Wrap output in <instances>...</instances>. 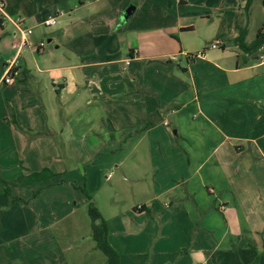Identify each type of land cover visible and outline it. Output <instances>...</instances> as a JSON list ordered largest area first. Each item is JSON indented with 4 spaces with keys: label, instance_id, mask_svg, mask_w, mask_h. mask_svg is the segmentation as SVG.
Segmentation results:
<instances>
[{
    "label": "crops",
    "instance_id": "obj_1",
    "mask_svg": "<svg viewBox=\"0 0 264 264\" xmlns=\"http://www.w3.org/2000/svg\"><path fill=\"white\" fill-rule=\"evenodd\" d=\"M1 3L0 264H68L52 229L89 199L120 264H264V47L236 43L255 0ZM207 24L221 47L191 48Z\"/></svg>",
    "mask_w": 264,
    "mask_h": 264
},
{
    "label": "rangeland",
    "instance_id": "obj_2",
    "mask_svg": "<svg viewBox=\"0 0 264 264\" xmlns=\"http://www.w3.org/2000/svg\"><path fill=\"white\" fill-rule=\"evenodd\" d=\"M40 0H0L4 4V11L11 18H16L19 14L20 18H25V13H29L30 4H38ZM54 9L59 12H65L69 10L72 0H52ZM245 7V6H243ZM67 17V16H66ZM26 20V19H25ZM259 20L264 21L261 0H255L254 6L251 9V32ZM24 25H28L27 21ZM46 27H41V30H47ZM214 28L209 24L204 27L195 26L194 33L184 34V38L191 48H199L204 45V40L208 43L213 42ZM46 43V42H45ZM48 47L51 44H45ZM193 55L196 51H193ZM176 56V55H175ZM178 56V54H177ZM176 56V57H177ZM179 57V56H178ZM195 57V56H194ZM53 232L57 235V242L59 247L63 250L70 247L71 250L63 251L62 258L63 263L68 264H105L106 257L104 254L96 248L95 242L91 236V221L87 214V207H82L78 212L72 215L68 220L57 222L53 226ZM70 245V246H68Z\"/></svg>",
    "mask_w": 264,
    "mask_h": 264
},
{
    "label": "trees",
    "instance_id": "obj_3",
    "mask_svg": "<svg viewBox=\"0 0 264 264\" xmlns=\"http://www.w3.org/2000/svg\"><path fill=\"white\" fill-rule=\"evenodd\" d=\"M252 0H245L244 10L247 12L250 8ZM246 29H239V36L236 39V43L239 49L246 54H253L264 47V28L257 31L254 40L246 44L245 43ZM154 120H149L146 124V128L151 127L154 124ZM36 135V134H35ZM51 177L47 171H41L37 173H31L27 176H22L19 178V182H23L26 185H31L34 183H39L46 181ZM83 192H85L83 190ZM0 193L6 196H11V189L8 184L0 180ZM35 195V194H34ZM87 214L91 221V236L95 242L96 248L100 250L106 257L105 264H120V257L118 253L110 246L108 242V228L105 221L101 218L99 211L93 202L87 204Z\"/></svg>",
    "mask_w": 264,
    "mask_h": 264
},
{
    "label": "built area",
    "instance_id": "obj_4",
    "mask_svg": "<svg viewBox=\"0 0 264 264\" xmlns=\"http://www.w3.org/2000/svg\"><path fill=\"white\" fill-rule=\"evenodd\" d=\"M1 11H2V3L0 2V12ZM19 22H20V20H19ZM44 24L46 26H50V25L53 24V22L51 20H49V21H46ZM19 26H20V24H19ZM19 31H20V34H21V44L23 46H25L26 45V41H27V37H28V35L31 34V29H26V28L19 27ZM221 45H222V41L219 40V39H217V40L211 42L209 44V47L212 48V49H217V48H220ZM43 46H44V43H40L39 46H38V48L39 49H42ZM202 53L203 52L197 53L195 55H186V56L188 58H191L192 59L194 56L195 57L196 56H201ZM170 60L173 61V60H175V58L174 57H171ZM16 62H17V59L15 57L12 60H9L7 62L5 75H4L3 79H2V82L3 83H5L7 85H10V84L13 83V74L15 73ZM139 208H141V207H139Z\"/></svg>",
    "mask_w": 264,
    "mask_h": 264
},
{
    "label": "water",
    "instance_id": "obj_5",
    "mask_svg": "<svg viewBox=\"0 0 264 264\" xmlns=\"http://www.w3.org/2000/svg\"><path fill=\"white\" fill-rule=\"evenodd\" d=\"M131 10H132V7L130 8V10L126 11L125 16H128L129 13L131 12ZM262 12H263V16H264V0L262 1Z\"/></svg>",
    "mask_w": 264,
    "mask_h": 264
}]
</instances>
